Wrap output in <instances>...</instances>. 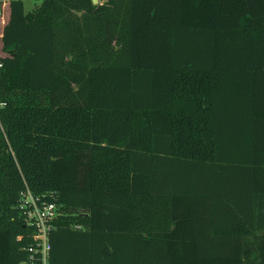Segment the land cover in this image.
Instances as JSON below:
<instances>
[{
  "label": "trees",
  "instance_id": "trees-1",
  "mask_svg": "<svg viewBox=\"0 0 264 264\" xmlns=\"http://www.w3.org/2000/svg\"><path fill=\"white\" fill-rule=\"evenodd\" d=\"M2 43L0 264L26 189L48 264H264V0H11Z\"/></svg>",
  "mask_w": 264,
  "mask_h": 264
},
{
  "label": "built area",
  "instance_id": "built-area-1",
  "mask_svg": "<svg viewBox=\"0 0 264 264\" xmlns=\"http://www.w3.org/2000/svg\"><path fill=\"white\" fill-rule=\"evenodd\" d=\"M11 1V0H10ZM10 7V2L0 0V16L2 17ZM1 65V64H0ZM19 207L25 215L26 222L33 227V243L29 247V261L24 264H48L51 231L56 227L55 220L58 216L57 206L37 196L30 189L21 193ZM22 236H19L21 239ZM36 262V263H35Z\"/></svg>",
  "mask_w": 264,
  "mask_h": 264
},
{
  "label": "crops",
  "instance_id": "crops-1",
  "mask_svg": "<svg viewBox=\"0 0 264 264\" xmlns=\"http://www.w3.org/2000/svg\"><path fill=\"white\" fill-rule=\"evenodd\" d=\"M6 1H7V3L10 2V0H6ZM103 1H105V0H99V2H103ZM23 2H24V5H25V0H23ZM8 9H9V12L7 14L5 12V14L2 17L0 16V38L1 39H2V34H3L4 26L7 23V21L9 20V16H10V7H8ZM25 10H26V8H25ZM7 55L8 54L5 53V52H3V50L0 52V56H7Z\"/></svg>",
  "mask_w": 264,
  "mask_h": 264
},
{
  "label": "rangeland",
  "instance_id": "rangeland-1",
  "mask_svg": "<svg viewBox=\"0 0 264 264\" xmlns=\"http://www.w3.org/2000/svg\"><path fill=\"white\" fill-rule=\"evenodd\" d=\"M43 1L44 0H25V8H26V11L28 12L30 10H33L37 5L41 4ZM8 12H9V9L6 10V14ZM2 50H3V43H2V39L0 38V52Z\"/></svg>",
  "mask_w": 264,
  "mask_h": 264
},
{
  "label": "water",
  "instance_id": "water-1",
  "mask_svg": "<svg viewBox=\"0 0 264 264\" xmlns=\"http://www.w3.org/2000/svg\"><path fill=\"white\" fill-rule=\"evenodd\" d=\"M92 1H93V3H95V4L99 3V0H92Z\"/></svg>",
  "mask_w": 264,
  "mask_h": 264
}]
</instances>
